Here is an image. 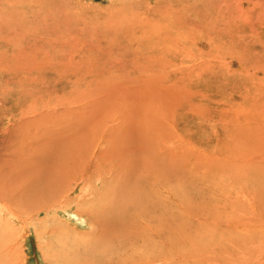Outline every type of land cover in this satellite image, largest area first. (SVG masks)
<instances>
[{
  "label": "rangeland",
  "instance_id": "rangeland-1",
  "mask_svg": "<svg viewBox=\"0 0 264 264\" xmlns=\"http://www.w3.org/2000/svg\"><path fill=\"white\" fill-rule=\"evenodd\" d=\"M85 133L110 164L150 142L157 167L132 218L146 260L264 264V0H0L1 264H56L51 230L89 232L78 209L109 167L71 171L40 213L18 217L17 199L36 150Z\"/></svg>",
  "mask_w": 264,
  "mask_h": 264
},
{
  "label": "bare ground",
  "instance_id": "bare-ground-1",
  "mask_svg": "<svg viewBox=\"0 0 264 264\" xmlns=\"http://www.w3.org/2000/svg\"><path fill=\"white\" fill-rule=\"evenodd\" d=\"M89 135L90 134L87 133L78 135L77 136L78 138H73L72 140H69V142H67L66 144L60 143L59 140H56V142H54L53 140L52 142L48 141L49 144L51 143L50 145L47 144L48 145V146L46 145L47 147L43 146L44 148L38 151L36 150V152H34V155L32 156L33 158L32 159L30 158L31 161H28L29 168L26 169V171H28L33 177L32 178L33 181L29 185V187L23 188L20 195L17 197L18 201L21 204L20 205L21 208L18 211L19 212L18 217L21 214L20 213L21 210L22 212L26 211L25 213L32 211V212H36L37 214V212H39V208L42 209L43 205L48 206L49 204H53V202L56 199L55 189L57 187L59 188L60 184L61 185L63 184V180H65L66 177H68L71 171L81 168L83 171L86 172V174L95 173L97 175L98 173V176H101L103 173L102 172L103 168L109 167L111 168V172H112L111 175L109 174L110 179L108 178L102 179L101 177L100 180L101 183L99 187L101 191L97 193L96 200L94 199L95 201L88 202L86 206H83L80 209H78L80 212L79 215L83 214V216L86 217L85 220L88 223L89 232L85 235V237L83 236L78 237L79 235L74 233L75 236L72 235V237L75 239L73 238L71 239V237L69 238V236L66 234L65 231L66 229L51 230V232L53 233V236L52 235L51 236L53 238L51 239V242L50 241L49 242L52 245L54 240H56L57 244L54 242L56 247L49 248V250L52 251V254L51 253L50 254L52 255L53 260H55L56 264H104L105 260L107 259L109 260L110 258L109 255L110 254L113 255L114 253H116L117 255L116 258L121 257L117 264H139V262L141 261H142L141 263L144 264H152L153 260L151 261L149 256L151 255V253L149 254L148 252L147 260L146 257L142 255V253L141 254L138 253L139 249L141 250L146 249L147 245L152 244L150 242L151 237L148 236L149 234L147 236L145 235L143 242H141L142 246L139 247L135 246L134 241L140 240L138 239L139 238L138 236L140 235L138 233L139 231L137 230L138 227L137 229H135L134 227L135 224H133L132 222L133 220L132 218L136 216H139V218L142 217L143 219V214L141 212L143 210H141L140 211L141 213H139L136 209L140 207L144 209V207L147 205V200L149 198L148 197L149 192L147 190L149 187L148 179L151 177L152 173H154L155 168L157 167L156 165L153 164L154 161H152V158L153 160H155L154 159L155 156L152 155V151L149 148L150 142L146 138L141 140L139 139L138 144L140 147H142L143 151L140 150V152L137 153L131 152L132 154L129 153L130 151L129 152L127 151L126 155L123 154L125 158L123 157L122 154H120L122 155L123 159L115 161L114 164H110L111 161L110 163H107L106 159L104 160L102 158L101 160H99V157L101 155L100 153L98 154V156L96 155L97 157L95 159H94L95 156H93V154H92L93 157H90L91 156L90 155L91 153L89 151L90 149L84 147L83 145V142H86L87 144V142L89 141L88 140ZM130 135L132 136L133 134L117 135L110 133L109 135V133H107L106 135H103V142L105 143L106 141H108L106 144H110L111 146H113V144H118L120 142H123V140L125 139L129 140L128 138ZM133 136L136 137L135 135ZM140 136L138 138H140ZM124 145L126 146V144L125 143L123 144V148L125 147ZM128 146H126V148H128ZM115 155L117 154L115 153ZM87 158L88 159L93 158L91 163L83 162ZM167 165L169 164L165 165L167 170H169L170 168ZM160 167H161L160 169L165 168L162 164L160 165ZM138 168L142 169L143 172L145 173L141 172L136 175L135 170ZM169 176L171 175L169 174ZM85 179H86L85 183L90 182L89 178L87 179L85 177ZM155 179L157 181V178ZM151 180L152 179H150V181ZM158 180L161 179L159 178ZM81 192H83V190ZM61 195L64 196L63 194ZM75 199L73 198L71 200V203H73ZM76 204L78 205V203ZM129 207L130 208L135 207V208H133V210H130ZM49 211L50 209H45L44 212L48 213ZM144 221L147 222L148 220L145 219L144 217ZM161 224L162 223H160V225ZM146 226H148V224ZM158 230L160 229L158 228ZM167 232H168L167 229L163 230L162 235L165 234L164 237L167 236ZM1 236L2 235L0 234V237ZM128 237H132L133 244H130L131 246L129 245L132 249L131 254L125 257L122 255L123 254L122 248H124V250L127 248H125L126 245L124 246L122 243H120V241L123 239L125 240ZM162 239L163 237L160 240ZM2 242H3V237L0 239V244H2ZM117 243H120L118 247H117ZM119 250L122 253L119 252ZM132 252L138 253V257L136 259H133ZM151 258H153V256H151Z\"/></svg>",
  "mask_w": 264,
  "mask_h": 264
}]
</instances>
